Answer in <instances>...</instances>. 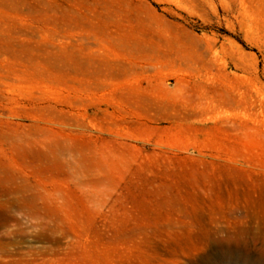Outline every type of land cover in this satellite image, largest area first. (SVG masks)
I'll list each match as a JSON object with an SVG mask.
<instances>
[{
    "label": "rangeland",
    "instance_id": "1",
    "mask_svg": "<svg viewBox=\"0 0 264 264\" xmlns=\"http://www.w3.org/2000/svg\"><path fill=\"white\" fill-rule=\"evenodd\" d=\"M0 264H264V0H0Z\"/></svg>",
    "mask_w": 264,
    "mask_h": 264
}]
</instances>
